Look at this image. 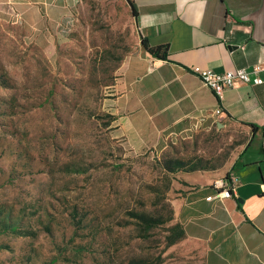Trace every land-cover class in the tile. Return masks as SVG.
<instances>
[{
    "label": "rangeland",
    "instance_id": "1",
    "mask_svg": "<svg viewBox=\"0 0 264 264\" xmlns=\"http://www.w3.org/2000/svg\"><path fill=\"white\" fill-rule=\"evenodd\" d=\"M66 11L56 21L0 0V264H194L172 172L184 161L225 179L245 132L213 125L131 152L101 109L147 53L131 8Z\"/></svg>",
    "mask_w": 264,
    "mask_h": 264
},
{
    "label": "crops",
    "instance_id": "2",
    "mask_svg": "<svg viewBox=\"0 0 264 264\" xmlns=\"http://www.w3.org/2000/svg\"><path fill=\"white\" fill-rule=\"evenodd\" d=\"M6 1L57 21L76 0ZM131 1L139 33L151 47H167L168 60L145 53L128 62L116 98L101 103L111 132L145 153L213 125L243 129L246 140L226 172L236 179L231 197L207 200L229 178L181 171L172 208L194 264H264V84L237 83L219 99L192 72L264 69V0ZM256 75L264 80V70Z\"/></svg>",
    "mask_w": 264,
    "mask_h": 264
},
{
    "label": "built area",
    "instance_id": "3",
    "mask_svg": "<svg viewBox=\"0 0 264 264\" xmlns=\"http://www.w3.org/2000/svg\"><path fill=\"white\" fill-rule=\"evenodd\" d=\"M261 65H255L251 71L236 70L225 73H217L212 70H204L200 67H193L192 72L200 79V81L208 87L214 95L221 99L224 93L235 87L237 83L251 86H260L264 84V80L256 74L263 71ZM223 113L220 109L215 112L216 116ZM236 185V179L230 177L228 181L221 180L215 184V195L207 198L208 201L223 200L231 197L230 192Z\"/></svg>",
    "mask_w": 264,
    "mask_h": 264
},
{
    "label": "trees",
    "instance_id": "4",
    "mask_svg": "<svg viewBox=\"0 0 264 264\" xmlns=\"http://www.w3.org/2000/svg\"><path fill=\"white\" fill-rule=\"evenodd\" d=\"M130 8H131V12H132V15H133V18L135 19V23H136V26L138 28V19H139V11H138V8L136 6V4L131 1V0H127ZM140 39H141V43H142V46L144 47V49L146 50L147 54L149 56H151L152 58H155V59H159V60H163V61H167L168 60V48L167 47H151L149 45V42L146 38H144L140 33ZM177 168L176 170H174L172 173H177V172H195L197 170H191V171H184L183 169L185 168V163L184 161H178L177 163ZM229 178V174L226 176V179ZM181 226V225H179ZM182 228V226H181ZM182 233H183V236H184V230L182 228Z\"/></svg>",
    "mask_w": 264,
    "mask_h": 264
}]
</instances>
